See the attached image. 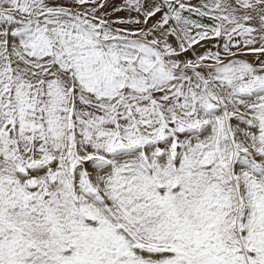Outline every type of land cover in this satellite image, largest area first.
Instances as JSON below:
<instances>
[{
    "label": "snow or ice",
    "instance_id": "obj_1",
    "mask_svg": "<svg viewBox=\"0 0 264 264\" xmlns=\"http://www.w3.org/2000/svg\"><path fill=\"white\" fill-rule=\"evenodd\" d=\"M0 264H264V0H0Z\"/></svg>",
    "mask_w": 264,
    "mask_h": 264
},
{
    "label": "rangeland",
    "instance_id": "obj_2",
    "mask_svg": "<svg viewBox=\"0 0 264 264\" xmlns=\"http://www.w3.org/2000/svg\"><path fill=\"white\" fill-rule=\"evenodd\" d=\"M119 15H125V13H120ZM249 59H251V57H249Z\"/></svg>",
    "mask_w": 264,
    "mask_h": 264
}]
</instances>
